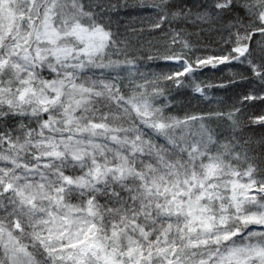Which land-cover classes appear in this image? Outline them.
<instances>
[{"label": "snow or ice", "instance_id": "snow-or-ice-1", "mask_svg": "<svg viewBox=\"0 0 264 264\" xmlns=\"http://www.w3.org/2000/svg\"><path fill=\"white\" fill-rule=\"evenodd\" d=\"M0 264H264V0H0Z\"/></svg>", "mask_w": 264, "mask_h": 264}]
</instances>
